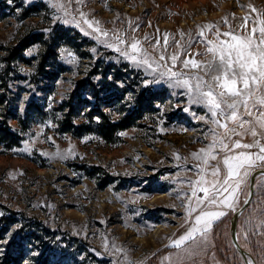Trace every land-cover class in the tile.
Masks as SVG:
<instances>
[{
	"label": "rangeland",
	"instance_id": "rangeland-1",
	"mask_svg": "<svg viewBox=\"0 0 264 264\" xmlns=\"http://www.w3.org/2000/svg\"><path fill=\"white\" fill-rule=\"evenodd\" d=\"M4 91L24 140L0 146V260L246 264L231 220L264 169V0H0ZM98 111L132 118L114 144ZM244 214L264 264V176Z\"/></svg>",
	"mask_w": 264,
	"mask_h": 264
},
{
	"label": "trees",
	"instance_id": "trees-1",
	"mask_svg": "<svg viewBox=\"0 0 264 264\" xmlns=\"http://www.w3.org/2000/svg\"><path fill=\"white\" fill-rule=\"evenodd\" d=\"M40 42L39 36H36L33 39V44ZM30 43L28 40H22L19 45H17L15 48H13V51H11L10 56L8 60L10 62L16 61L17 59L22 57L23 52L29 47ZM51 49V46L48 47ZM50 54L53 53L49 51ZM50 54L46 55L43 59V66L44 64H47V60L49 59ZM53 75V73L51 74ZM3 89L8 88L7 85L3 86ZM6 94L5 91L0 94V146L5 147L6 149H15L21 146L24 138L22 134L19 132V130L12 124L11 122V114L8 111V106L9 102L6 100ZM99 117L101 119V124L99 125L97 133L109 144H114L115 139L114 136L120 131H123L127 129L130 126L131 122V117L125 118L121 123H112L109 119L108 116L103 113L102 111H98ZM75 130H81L83 127H78V126H73L72 127ZM71 128V129H72ZM74 130H71V132ZM74 133V132H72ZM248 210L246 211V213ZM245 213V214H246ZM244 214V215H245ZM224 220L222 222L216 223L213 225V230H214V237L215 238H221L224 233L227 231V227H222L224 224ZM3 224L0 222V225ZM11 223H6L3 225L2 229L0 230V240L3 239L4 233L8 231L9 226ZM0 264H10L9 261L5 258L2 257L0 260ZM41 264V263H37Z\"/></svg>",
	"mask_w": 264,
	"mask_h": 264
},
{
	"label": "water",
	"instance_id": "water-1",
	"mask_svg": "<svg viewBox=\"0 0 264 264\" xmlns=\"http://www.w3.org/2000/svg\"><path fill=\"white\" fill-rule=\"evenodd\" d=\"M264 176V169L263 170H258L254 172L249 180V193L248 197L245 200L243 206L241 207L240 210H238L234 215L231 220V239L233 246L237 250V252L242 256V258L245 260L246 264H257L255 258L252 256L251 253L246 251L240 244L239 239H238V226H239V221L242 217V215L249 209V207L252 204V201L255 197L256 193V184L257 180L259 177Z\"/></svg>",
	"mask_w": 264,
	"mask_h": 264
},
{
	"label": "crops",
	"instance_id": "crops-1",
	"mask_svg": "<svg viewBox=\"0 0 264 264\" xmlns=\"http://www.w3.org/2000/svg\"><path fill=\"white\" fill-rule=\"evenodd\" d=\"M261 155H264V152H263V154H261ZM227 157H230V155L229 156H227ZM226 157V158H227ZM226 160V159H225ZM257 162H259V163H262V162H264V157L263 156H261V159L259 160V161H257ZM259 163H256V164H251L250 166L248 165H245L240 171H239V175H237L238 176V178L240 179V178H242L243 177V175H244V171L245 170H249V169H253V168H255ZM230 174H232V175H230ZM236 173H234L233 174V171H230V173H229V175L230 176H233V175H235ZM236 176V175H235ZM235 176H233V177H235ZM238 181L239 180H237V181H235V183H238Z\"/></svg>",
	"mask_w": 264,
	"mask_h": 264
},
{
	"label": "built area",
	"instance_id": "built-area-1",
	"mask_svg": "<svg viewBox=\"0 0 264 264\" xmlns=\"http://www.w3.org/2000/svg\"><path fill=\"white\" fill-rule=\"evenodd\" d=\"M259 117L264 120V114H259Z\"/></svg>",
	"mask_w": 264,
	"mask_h": 264
}]
</instances>
